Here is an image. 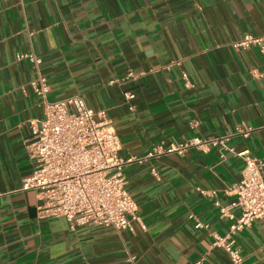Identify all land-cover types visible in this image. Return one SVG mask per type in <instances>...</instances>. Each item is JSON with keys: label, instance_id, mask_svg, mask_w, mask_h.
<instances>
[{"label": "crops", "instance_id": "obj_1", "mask_svg": "<svg viewBox=\"0 0 264 264\" xmlns=\"http://www.w3.org/2000/svg\"><path fill=\"white\" fill-rule=\"evenodd\" d=\"M246 35L264 46V0H0V264H233L213 246L232 223L215 203L238 218L237 154L264 161V55L236 48ZM20 55L42 60L50 101L81 95L107 113L133 160L134 233L42 219L38 194L22 190L44 109ZM195 138L228 140L150 156ZM234 238L241 264H264V220Z\"/></svg>", "mask_w": 264, "mask_h": 264}, {"label": "built area", "instance_id": "obj_2", "mask_svg": "<svg viewBox=\"0 0 264 264\" xmlns=\"http://www.w3.org/2000/svg\"><path fill=\"white\" fill-rule=\"evenodd\" d=\"M262 42L261 38L246 35L236 48L249 49L257 45L264 55ZM19 58L29 59L37 71V78L29 86L40 97L44 109L43 120L30 124L32 134L26 149L33 161V171L22 181V190L35 191L41 200L40 218L64 217L72 229L113 227L134 233V222L139 219L138 207L126 189L125 175L126 166L133 160L120 156L121 140L107 113L91 109L81 95L50 101L51 89L41 74L42 60L35 55H20ZM134 76L128 74L129 79ZM126 98L134 96L126 94ZM227 140L195 138L186 143H171L166 148L160 146L150 156L183 154L191 147L207 152L223 146ZM237 156L245 162L243 180L229 189V193L235 197L232 206L239 208L241 215L235 218L229 207L216 201L222 216L232 223L229 235L225 238L215 236L213 243L227 251L233 264L243 261L234 237L255 221L264 220V161L254 158L249 151ZM209 195L216 198L217 192Z\"/></svg>", "mask_w": 264, "mask_h": 264}]
</instances>
